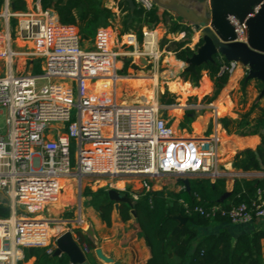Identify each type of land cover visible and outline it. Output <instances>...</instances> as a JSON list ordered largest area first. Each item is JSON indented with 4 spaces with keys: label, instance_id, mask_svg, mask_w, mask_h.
Instances as JSON below:
<instances>
[{
    "label": "built area",
    "instance_id": "1",
    "mask_svg": "<svg viewBox=\"0 0 264 264\" xmlns=\"http://www.w3.org/2000/svg\"><path fill=\"white\" fill-rule=\"evenodd\" d=\"M120 1L112 0L116 9ZM135 1L145 11L155 9L153 0ZM29 4L26 10H14L13 0H0V108L7 110L8 126V139L0 138V197L11 209L9 217L0 218V264H20L24 248L54 252L53 221L43 215L59 198L65 179L79 184L85 178L132 179L151 192V180L166 174L213 178L220 174L217 144L178 135L162 114L158 84L154 83L156 96L148 104L117 102L122 78L118 63L125 55L121 49L132 48V55L149 58L155 73L160 69L152 31L143 33L142 45L128 33L116 41L117 48L109 35L101 34L92 49H83L77 26L62 23L53 9L43 7V0ZM262 4L245 16L227 14L234 33L230 41L248 42L247 23ZM23 59L32 66L38 61L40 72L22 68ZM241 66L227 60L220 75L232 76ZM104 80L113 81L109 100L90 91L91 85ZM74 108L78 117L72 121ZM257 195L251 205L229 210L220 205L193 211L184 207L189 214L210 219L220 214L232 224H248L264 218L263 192L258 190ZM131 197L137 201L140 194ZM84 251L91 248L85 245Z\"/></svg>",
    "mask_w": 264,
    "mask_h": 264
},
{
    "label": "crops",
    "instance_id": "2",
    "mask_svg": "<svg viewBox=\"0 0 264 264\" xmlns=\"http://www.w3.org/2000/svg\"><path fill=\"white\" fill-rule=\"evenodd\" d=\"M24 1L26 4L30 5V0ZM64 1L66 2L67 0ZM212 1L213 0H153L155 9L161 17H164V20L158 23L154 28H149L140 20L134 21L132 23L133 26L127 30L125 21L129 16V12L132 13L139 8L136 1L134 0L136 4V9L134 11L126 0L117 2L118 5L116 7L121 10L118 12V8L116 9L115 6H113L114 3L112 0H106L105 4H103L101 0V7L108 9L112 13V16L107 20L106 26H99L95 29L92 45L97 43L101 34L109 35L114 47L117 48L118 45L116 41H121L123 36L128 33L135 34L140 45L144 42L143 33L145 31H152L155 34L157 51L161 57V63L169 66L167 73L168 75H173V78H170L167 83L160 85L159 76L157 74L151 76V74L149 75L147 72L148 67L152 68L149 64V58L140 54L132 55V48H123L121 51L125 55L119 59L118 68L121 69L119 72H124V74L122 76L120 75L122 78H119L118 81L124 83L126 81L143 83V86L137 92L145 96L148 94L151 98L153 95L155 96L154 83L159 85L160 96L161 94L164 95L165 92L176 93L186 98H190L194 95L198 97L199 103L203 99L210 98V103L208 105L198 106L206 111L204 117L195 114L190 115V131H188L187 128H182L181 131L175 128V124L178 121L177 127L180 129V124L184 121V115H178L175 123L172 125L181 137L213 141L217 144L219 149V170L223 168V172L220 171V174L214 178L209 175H192L188 177L189 183L191 178L196 177L211 178L213 183L217 178H225L226 192L232 193L236 179L240 178L236 177L235 174L244 173L236 170L233 166L236 156L247 149H256L260 145L261 139L258 135L242 136L235 132L229 134L223 128L220 119L222 117H228L238 121L244 114L249 112L251 113L252 119L261 115L264 110V82L257 77L260 71L242 65L232 76H229L225 83L221 86H217L209 70L205 69L202 71L200 86L195 88L190 81L185 80L183 74L186 72V64L177 58L176 51L171 45L172 43H181L184 45L183 49H191L194 53L202 47L204 43L203 38L206 34L205 31L211 29L215 32L211 25L205 26L207 12L210 11ZM254 3V0H233L226 5V14L231 13L238 16H245L252 10ZM74 13L77 15V10H74ZM77 21L78 23L80 22L79 19H77ZM140 32L142 33V41L139 38ZM249 39L248 44L251 48L264 54V17L257 20L255 39L253 42L251 43ZM220 57L225 58L224 56ZM129 66L135 67L134 71H132V68ZM33 68L34 67L31 65L27 70L32 71ZM152 71L154 72V70ZM181 72L182 78H180ZM187 84L190 85L191 92L187 91ZM95 87L97 88V93L95 94L100 95L101 99L109 100L112 98L113 81L104 80ZM148 87H151L152 91H150ZM197 90H201V92L197 93ZM171 105L173 110L181 111L185 114L187 108L185 105ZM210 118H214L217 130H215L212 135L208 134L207 136L206 134L210 133L208 132ZM184 179L185 177L175 174L163 175L151 180L152 191L180 193L181 191L189 190V186L187 187L185 185ZM73 180L77 181L76 179ZM102 182L105 187H102V185L99 186ZM120 182L123 183V187H119ZM94 184L95 186H99V190L105 189L109 191L115 189L122 194H129L130 197L133 193L142 194L144 192L141 182L132 179L103 178L96 180ZM61 185V194L57 201L50 207L57 206L62 195L65 194L63 190L67 189L66 184L63 182ZM70 196L71 190L69 189L63 196V199L67 200ZM85 202L86 201H84L85 210H82V218L79 217L76 220L60 219L49 216L51 211L43 215L53 221L51 225V246L54 249L53 253H55L57 248V239L64 233L70 232L74 240L79 244L89 264H149L151 251L134 217L131 220L123 221L120 216L119 208L117 209L115 204L112 214V225L107 226L102 221L100 212L95 207ZM83 224L86 228L91 226L97 241L95 249H91L89 253H85L84 251L85 245L88 244L85 242L82 243L78 237V231L86 233V228L83 227ZM259 228L264 229V218L248 224H213L210 227L200 229L199 240L206 235L219 233L222 230H228L231 235L236 237L240 234L251 233ZM97 248L102 250L103 255L110 259V262L103 261L98 257L96 253ZM191 254L192 251H189V256ZM20 264L43 263H39L36 256L27 258L24 251L21 250Z\"/></svg>",
    "mask_w": 264,
    "mask_h": 264
},
{
    "label": "trees",
    "instance_id": "3",
    "mask_svg": "<svg viewBox=\"0 0 264 264\" xmlns=\"http://www.w3.org/2000/svg\"><path fill=\"white\" fill-rule=\"evenodd\" d=\"M126 4L125 2H123ZM14 10H26L27 4L24 0H13ZM45 9H53L64 24L78 25L80 32L86 37V29L89 33H95L99 26H106L107 20L112 13L101 7V0H43ZM139 7V6H138ZM77 10V15L74 13ZM77 19L84 23L80 26ZM125 21L127 30L133 26L134 21L140 20L149 28H154L164 20L156 9L145 11L138 8L130 13ZM15 24V22H13ZM142 41V33H139ZM179 60L186 62L193 54L191 49H183L181 43H172ZM227 62L225 58L215 57L214 63H206L196 68L194 72H184L186 81H190L198 88L202 80V71L209 70L211 77L217 86L225 83L229 76L220 75V68ZM130 88L138 91L143 83L126 81ZM187 91L191 92L190 85H186ZM197 93L201 90H197ZM169 97L168 100L165 98ZM165 105L174 104V97L169 93L162 96ZM220 122L229 133H238L242 136L258 135L261 143L256 149H247L238 154L233 166L236 170L250 173H264V110L261 115L252 119L251 113L244 114L240 120L235 121L228 117H222ZM263 192L264 199V177H243L236 179L234 189L230 196L221 201L226 193V179L217 178L213 183L211 178H191L189 190L180 193L165 191L143 192L140 198L134 201V205L120 203L119 211L123 221L133 218L132 211L136 213L137 223L148 247L151 251L149 264H264V229H257L251 233L233 236L228 230L206 235L200 238V229L210 227L213 224L231 223L226 217L218 214L214 219L207 218L198 213H187L184 204L191 211L196 207L206 209L220 205L225 209H231L243 203L251 205L258 199L257 192ZM86 202L95 207L102 221L112 225V214L115 202L111 201L108 191L100 189L94 192L91 188L84 191ZM11 214L8 200L0 197V218H7ZM176 216L188 218V222L181 224ZM79 240L87 243L91 249H95L93 241L89 236L78 231ZM196 244V245H195ZM25 256H36L39 263L43 264H71L67 255L54 256L47 248L29 247L23 249ZM189 251L192 254L189 256Z\"/></svg>",
    "mask_w": 264,
    "mask_h": 264
},
{
    "label": "water",
    "instance_id": "4",
    "mask_svg": "<svg viewBox=\"0 0 264 264\" xmlns=\"http://www.w3.org/2000/svg\"><path fill=\"white\" fill-rule=\"evenodd\" d=\"M59 0H54L57 3ZM131 9H136L134 0H126ZM233 0H213L210 11L207 12V19L205 26L211 25L215 32L211 29L205 31L203 38L202 47L194 53L185 62L186 72H194L197 67L202 66L206 63H214L215 57L224 56L226 60L239 61L242 65L258 69L260 72L259 77L264 82V54L255 51L251 46L246 43L232 42L234 33L226 19V5ZM106 0H102L105 4ZM254 5L263 3L259 12L251 18L247 25L249 29L250 42L252 43L255 39L256 23L261 17H264V0H254ZM253 5V6H254ZM253 8V7H252ZM180 176L185 177L184 183L188 187L189 180L188 174H181ZM236 177H264V173H236ZM230 192H226L222 197L221 201L226 200L230 196ZM108 195L111 201L116 203V208H119L120 203H127L130 206L134 205V200L129 194H122L115 189L108 191ZM133 217L136 219L135 211H132ZM176 219L181 223L185 224L188 222V218L184 216H176ZM137 220V219H136ZM86 234L93 241L94 245H97L96 237L93 233L91 226L86 230ZM96 253L100 259L106 262H110V259L103 255L100 248L96 249ZM65 254L69 257L72 264H89L79 244L74 240L72 233L66 232L57 239V248L54 256H61Z\"/></svg>",
    "mask_w": 264,
    "mask_h": 264
},
{
    "label": "rangeland",
    "instance_id": "5",
    "mask_svg": "<svg viewBox=\"0 0 264 264\" xmlns=\"http://www.w3.org/2000/svg\"><path fill=\"white\" fill-rule=\"evenodd\" d=\"M57 14V13H56ZM58 15V14H57ZM58 18L60 19L59 15ZM80 26H84V23L82 21L79 22ZM78 30H79V34L82 40V47L83 49H92L95 45H92V42L94 40V35L95 33H89L87 32L88 29H86V37L83 35V33L80 32L79 26L76 25ZM16 48V47H15ZM17 49V48H16ZM21 62V60H18L17 64L19 65V63ZM39 62L38 61H34L33 63V73H39L40 71V67L38 66ZM22 68H25L26 70L29 68V66H31L30 64V60L27 59H23L22 62L20 63ZM130 67V66H129ZM128 67V68H129ZM132 68L131 70L134 71L135 67H130ZM147 72L149 73V75L151 74V76H153L154 74H157L159 76V80H160V85H162L163 83H167L170 78H173V75L167 73V70H169V66L165 65L163 63H161L160 65V69L158 71V73L153 72L152 68L148 67L147 68ZM119 75H123L124 72H118ZM129 74V72H128ZM180 78H182V72L180 73ZM97 86L96 84L91 85V92L93 94L97 93V88L95 87ZM95 89V91H94ZM148 89L150 91H152L151 87H148ZM215 90V88H214ZM167 92H165L166 94ZM170 95L172 97H174V106L175 105H180L183 104L185 105L187 108L185 110V114H183V112L181 111H177V110H173L172 105H165L162 103V94L160 96V102L161 105L163 106V110H162V114L163 116H165L171 123V125L173 123H175V120L177 118L178 115H184V121L182 122V124H180V129L178 126V121L175 124V128L178 129V131H181L182 128H187L188 131H190V125H191V116L192 114L198 115V116H205L206 115V111L198 106H202V105H208L210 103V98H206L203 99L200 103L198 100L197 96H192V97H183L179 94L176 93H171L169 92ZM91 94V93H90ZM156 96V95H155ZM154 95L151 96L147 94V96L145 95H141L139 92H137L136 90L130 88L128 86V84L118 81V86H117V94H116V99L117 102L122 104H148L150 103L152 100H154L153 98L155 97ZM150 101H149V100ZM166 100L169 99V97L165 98ZM78 117V110L77 108H74V110L72 111V121L76 120ZM7 110L5 108H0V138H3L5 140L8 139V126H7ZM55 126L58 127H62V124H56ZM173 126V125H172ZM189 126V128H188ZM217 130L215 127V120L214 118H210V123L208 126V132L206 135L208 136V134L212 135L213 132ZM73 158H74V153H75V146L73 145ZM224 163V162H223ZM223 168L220 169L221 172H223L222 170ZM120 179V178H119ZM97 179H91V178H85L83 179L82 183L79 184V182L73 180V179H69L67 180V182L64 184H66V188L65 190H63V192L66 194L67 190H71V196L69 198L63 199L58 202V205L50 207L47 209V211L45 212L48 213L49 211H51V214L49 216L55 217V218H60V219H73L76 220L79 217L82 218V210H85V206H84V201H86V198L84 197V191L86 188H93V191H98L99 190V186L102 185L103 186V182L101 184H99V186H95L94 182ZM69 181V182H68ZM103 181V180H102ZM69 183V184H68ZM134 185V184H131ZM91 188V189H92ZM95 189V190H94ZM63 194V193H62ZM82 195V196H80ZM86 204H88L87 202H85ZM71 206V207H69ZM56 207V208H55ZM22 215V214H21ZM83 227L86 228V226L83 224ZM88 227L85 229L87 230ZM20 256V254H19Z\"/></svg>",
    "mask_w": 264,
    "mask_h": 264
},
{
    "label": "bare ground",
    "instance_id": "6",
    "mask_svg": "<svg viewBox=\"0 0 264 264\" xmlns=\"http://www.w3.org/2000/svg\"><path fill=\"white\" fill-rule=\"evenodd\" d=\"M66 181H67V180H63L62 183H63V182L66 183ZM119 187H123V183H122V182H120ZM51 233H52V232H51Z\"/></svg>",
    "mask_w": 264,
    "mask_h": 264
}]
</instances>
